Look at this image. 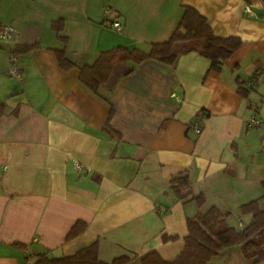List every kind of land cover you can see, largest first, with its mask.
I'll list each match as a JSON object with an SVG mask.
<instances>
[{"label":"crops","instance_id":"1","mask_svg":"<svg viewBox=\"0 0 264 264\" xmlns=\"http://www.w3.org/2000/svg\"><path fill=\"white\" fill-rule=\"evenodd\" d=\"M185 7L216 36L241 39L220 71L191 51L173 61L123 62L113 74L130 71L96 92L80 82V69L104 51L148 52L167 41ZM115 19L120 32L103 24ZM0 21L14 30L0 40V264L67 257L93 242L101 262L141 264L151 252L170 262L198 213L216 207L236 229L249 223L241 205L264 194L261 0H0ZM33 43L38 48L13 54ZM55 50L74 66L63 70ZM198 115L196 134L189 124ZM251 115L258 126L246 125ZM185 171L189 198L202 196L201 206L171 188ZM258 204L264 210V198ZM77 221L86 229L67 240ZM208 264L251 263L236 245Z\"/></svg>","mask_w":264,"mask_h":264},{"label":"trees","instance_id":"2","mask_svg":"<svg viewBox=\"0 0 264 264\" xmlns=\"http://www.w3.org/2000/svg\"><path fill=\"white\" fill-rule=\"evenodd\" d=\"M261 1L264 3V0ZM241 44L242 41L237 36H216L203 15L193 7H185L180 22L167 41L151 44L148 52L123 47L104 51L93 65L80 69L79 80L96 92L104 84L113 86L120 75L130 71L127 68L122 74H113V68L123 62L139 63L147 58L173 61L181 54L191 51L207 58L211 70L220 71L223 62L235 53ZM35 48H38L37 43L19 45L14 48L13 54L18 55ZM55 54L63 70L74 66L66 59L63 50H55ZM254 76H257V72ZM236 84L237 93L247 97L245 83L237 80ZM3 113L4 106L0 105V117ZM112 115L111 110L104 124L105 130L110 129L109 121ZM171 182V188L177 198L184 202L195 199L198 206L203 204L202 196L189 198L190 178L187 171L174 176ZM260 198H264V194ZM260 198L241 205V213L251 216L249 223L241 229L227 224L226 220L230 213H222L218 208L211 207L204 213H198L194 218H188L185 246L173 261L166 262L156 252H151L141 258V264H208L221 250L236 245L241 246L243 256L251 264L264 261V210L259 207ZM86 227L85 222L77 221L67 233L66 239L76 237ZM128 262L127 257L115 258L110 263L101 262L98 259L97 242H93L67 257L49 259L40 255L35 264H128Z\"/></svg>","mask_w":264,"mask_h":264},{"label":"built area","instance_id":"3","mask_svg":"<svg viewBox=\"0 0 264 264\" xmlns=\"http://www.w3.org/2000/svg\"><path fill=\"white\" fill-rule=\"evenodd\" d=\"M103 24L113 28L117 32H120L123 28V24L119 19H115L112 22H104ZM13 33H14V30L12 26L0 21V40L1 41L9 42L13 37ZM13 74L17 77L19 76V73L17 71H14ZM202 119H203V116L198 115L189 124V128L196 134H199L201 132ZM259 124H260V120L256 118L254 115H251L246 119V125L248 127H255V126H258ZM23 264H31V263L29 260H26Z\"/></svg>","mask_w":264,"mask_h":264}]
</instances>
